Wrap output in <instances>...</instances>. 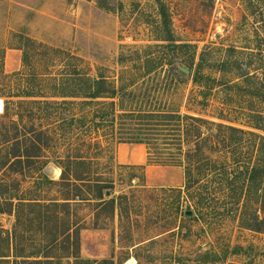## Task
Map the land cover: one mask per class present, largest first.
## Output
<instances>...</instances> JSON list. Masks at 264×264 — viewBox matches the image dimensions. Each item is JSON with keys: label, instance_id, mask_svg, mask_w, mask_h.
Returning <instances> with one entry per match:
<instances>
[{"label": "rangeland", "instance_id": "rangeland-1", "mask_svg": "<svg viewBox=\"0 0 264 264\" xmlns=\"http://www.w3.org/2000/svg\"><path fill=\"white\" fill-rule=\"evenodd\" d=\"M164 1L170 12L172 41L166 40L155 0H0V115L5 112L6 99L11 118L23 114V120L30 123L33 119L25 116L32 109L40 113V118L34 117L36 126L57 127L55 104L49 108L54 115L48 120L44 105L22 107L19 102L27 94L45 95L47 98L36 99L54 102L64 94L87 92L90 81L104 77L118 91L125 86L122 94L144 96L143 106L170 107L264 135L263 130L252 127L256 123L264 127V0ZM172 44H188L170 52L177 55L178 63L196 66L202 62L203 73L216 80L206 105L199 101L202 95L192 76L188 83L178 79L171 84L166 66L143 76L147 54L167 52L164 46ZM252 50L256 52L253 65L246 67ZM223 60L228 64L220 70L216 64ZM245 71L259 80L247 83L242 76ZM256 86L261 87L258 95ZM67 100L79 102L80 98ZM98 100L118 102L120 95ZM125 104L128 112L135 109L128 96ZM107 105H68L70 109L64 113L66 117L87 114L91 129L86 131L85 125L77 123L73 130L81 138H102L106 145L102 154L95 147L77 145L76 138L61 140L47 152L48 165L39 164L30 176L16 175L25 198L60 199L67 191L42 177L59 181L62 170L55 164L57 156L68 150L77 153V148L88 156H98L91 167L93 179L103 175L113 180L105 198H114L115 205L97 207L94 193L87 188L85 197L92 201H71L70 218L85 225L80 231V261L68 257L73 248L69 250L66 243L49 247L55 223L50 216L40 222L39 209L31 207L25 208L19 221L15 212L0 215V249L8 254L52 256L53 261L43 264H93L104 259L114 264H264V233L243 227L241 207L221 203L233 191L223 187L220 176L209 186L213 193L208 194V188L204 192L208 202L197 208L184 187L183 166L147 162L152 173L151 179L145 175L143 187L142 169L117 162L120 143L111 134L109 121L94 113L109 112ZM122 112L117 108L115 131L137 129ZM140 136L153 137L144 130ZM255 148L246 142L239 154L250 155L252 164ZM203 184L208 185L207 180ZM259 206L255 202L250 210ZM187 210L194 212V218H188Z\"/></svg>", "mask_w": 264, "mask_h": 264}, {"label": "trees", "instance_id": "trees-1", "mask_svg": "<svg viewBox=\"0 0 264 264\" xmlns=\"http://www.w3.org/2000/svg\"><path fill=\"white\" fill-rule=\"evenodd\" d=\"M155 1L162 19L163 30L167 35L166 40L172 41L169 8L164 0ZM252 2L250 1V3ZM172 45L174 47L164 46V48H167V52L162 50L147 54L146 63L143 65V76L156 73L160 68L165 66L167 67L165 72L170 76L171 84H175L178 79L188 83L190 76H192L194 86L199 88L202 95V100L199 101L201 104L206 105L208 102L207 95L214 88L216 80L203 73L202 62H199L196 66L194 63H178L177 55H170L171 51H177L182 47L188 46V44L182 46ZM233 51L237 52L235 48H233ZM255 55V50H252L246 67L253 65V56ZM239 60L238 58L235 61L239 62ZM227 64L228 61L223 60L217 63L216 66L222 70ZM180 66L185 67L189 72L182 71ZM241 66L239 65V67ZM242 76L247 79V83L254 84L259 80L257 76L251 75V72L248 71L243 72ZM109 85L104 77H100L89 82V90L87 92L64 94L59 97L60 100L54 102L45 98H42L44 100L36 99L37 97L47 98L45 95H25L24 100L19 102V106L38 104L40 107H43L42 105H44L46 108L44 116L48 120L54 115V112H50L51 109L49 108H52L54 104L57 106L54 108L57 109L56 113L59 114L58 126L53 128L50 125L36 126L34 117L40 118V113L37 114L32 109L25 116L33 119L30 123L23 120V114H18V119L11 118L8 101L4 100L5 112L0 115V215L15 212L17 221H19L24 214L25 208L39 209L40 222L48 219L44 217L50 216L55 223V231L49 247L57 248L59 244L66 243L69 250L73 248L68 257L74 259V261H80V231L82 228H85V225H82V222L78 220L75 221L70 218V211L73 206L71 201H74V203L92 201L90 198L85 197V194L87 195L85 188H87L88 191L94 193L93 200L96 201L97 207L115 205L114 198H105L106 193L113 188V180L105 179L103 175H97L93 179L91 167L95 164L94 161H98V156H88L78 148L77 153L68 150L65 155L57 156L55 164L62 170L59 181L49 180L47 176L42 177L43 181L56 184L61 189L67 191L66 196L60 199L41 200L40 198H25L20 191L21 182H19L16 175L30 176V172L39 166V164L48 165L49 162L46 160L47 152L57 147V144L54 142L61 140L70 142L73 138H76L77 145L81 142L82 145L95 147L102 154L106 148L102 138H81L73 130L77 123H79V126L80 124L85 125L86 131L87 129H91L88 124L87 114L83 113L84 115L82 114V116L73 114L66 117L64 113L70 109L68 105L76 104L84 108L88 105L108 104L107 106L111 109L109 112L96 110L94 113L99 115L102 120L105 118L109 121L108 126L112 129L111 134L117 139V142L145 144L148 149L149 164L183 166L185 170L184 187L188 191V195L194 200L197 208L208 202V197L204 192L208 188V194L213 193V188L209 186L212 183H216L220 176L223 187L230 192L233 191V194H229V196L227 194L221 203L230 204L233 202L237 207H241L243 227L264 233L263 134L244 130L229 123L217 122L200 115L182 113L180 110L170 107L151 108V106H143L144 96L133 92L122 94L121 91L124 92L126 90L125 86H122L119 89L120 91H118L115 85L110 83ZM260 88V86H256V95L261 91ZM118 95H120L118 102L114 100L111 102H101L98 100L105 97L113 99ZM127 96L131 100V107L135 108L130 112H128L125 104ZM68 98H80V100L76 102V100H67ZM148 102L150 103V100H147L146 103ZM119 107L123 111V116L134 121L138 127L137 129H131L132 132L126 133L115 131L116 110ZM83 111L87 110L83 109ZM253 115L262 117L261 114ZM89 121H92V118H89ZM252 127L264 131V127L259 123L254 124ZM57 129L58 132H56ZM141 130L150 132L153 137L140 136ZM59 131L62 134H59ZM159 139H161V142L157 143ZM246 142L247 144L253 143L256 147V160L252 164H250V160L252 159L250 155L244 156L242 154L241 156L239 154V149ZM157 144L160 146L158 147ZM112 158L114 159V156ZM136 167L143 170L144 183L142 185L145 187V165H136ZM235 176L236 179L233 180ZM204 179L207 180L208 185L203 184ZM237 184L240 186L235 187ZM75 190L79 194H74L73 191ZM82 194L83 197L81 198ZM230 195H232L231 198ZM255 202L260 206L259 209L252 212L250 209L254 206ZM250 211L253 215L249 216ZM186 215L188 218H194V212ZM0 231H2L1 228ZM39 253L33 252L29 255H23L15 252L14 254H8L0 249V264H43L44 262L50 263L53 261L52 256H41ZM39 257H44L45 260ZM12 258L14 259L12 260ZM87 261L90 262V260ZM93 264H114V262L113 260L104 259L94 261Z\"/></svg>", "mask_w": 264, "mask_h": 264}, {"label": "crops", "instance_id": "crops-1", "mask_svg": "<svg viewBox=\"0 0 264 264\" xmlns=\"http://www.w3.org/2000/svg\"><path fill=\"white\" fill-rule=\"evenodd\" d=\"M116 160L120 165H146L145 175L151 179V167L147 165L148 151L145 144L120 143L116 147Z\"/></svg>", "mask_w": 264, "mask_h": 264}, {"label": "water", "instance_id": "water-1", "mask_svg": "<svg viewBox=\"0 0 264 264\" xmlns=\"http://www.w3.org/2000/svg\"><path fill=\"white\" fill-rule=\"evenodd\" d=\"M181 69H182L183 71H185L186 73L189 72L186 68H183V67H182ZM188 213L190 214V213H192V212L189 211Z\"/></svg>", "mask_w": 264, "mask_h": 264}]
</instances>
